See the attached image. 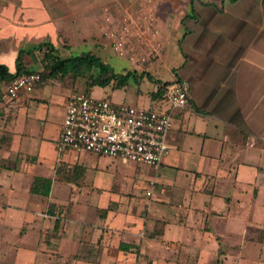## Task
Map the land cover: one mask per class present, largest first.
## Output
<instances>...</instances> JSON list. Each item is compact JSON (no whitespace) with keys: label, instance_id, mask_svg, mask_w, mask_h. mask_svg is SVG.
I'll return each mask as SVG.
<instances>
[{"label":"crops","instance_id":"1","mask_svg":"<svg viewBox=\"0 0 264 264\" xmlns=\"http://www.w3.org/2000/svg\"><path fill=\"white\" fill-rule=\"evenodd\" d=\"M156 1L162 54L144 70L115 71L108 28L85 7L74 19L44 0H0L10 73L18 51L24 69L39 71L49 49L58 58L79 49L131 73L116 88L129 90L122 103L153 107L159 84H188L156 165L58 147L66 98L98 85L66 75L9 99L1 84L0 264H264V1ZM59 32L76 42L64 57ZM34 180L48 181L46 195L30 190Z\"/></svg>","mask_w":264,"mask_h":264},{"label":"built area","instance_id":"2","mask_svg":"<svg viewBox=\"0 0 264 264\" xmlns=\"http://www.w3.org/2000/svg\"><path fill=\"white\" fill-rule=\"evenodd\" d=\"M38 81L36 71L22 72L9 79L4 93L16 99L32 91ZM187 92V82L175 79L166 86L163 97L148 107L114 103L73 91L65 101L58 147L156 165L168 150L166 135L171 128V112L186 106ZM152 189L153 181L149 180L145 196H150Z\"/></svg>","mask_w":264,"mask_h":264},{"label":"rangeland","instance_id":"3","mask_svg":"<svg viewBox=\"0 0 264 264\" xmlns=\"http://www.w3.org/2000/svg\"><path fill=\"white\" fill-rule=\"evenodd\" d=\"M48 4L54 15L62 16L68 14V10L71 17H76L78 10H82L83 7L88 9L86 13L92 15L94 23L101 19V22L107 26L106 34L108 36V44H105V50H109V57L107 59L108 65L115 71H121L123 66H127L134 70H144L147 65L151 64L155 59L162 54V41L158 29V17H157V1L156 0H44ZM88 5H94L87 6ZM109 5V11H114L113 17L108 16L103 18L104 13H107L106 5ZM72 7V8H71ZM75 11V12H74ZM113 13V12H112ZM101 14V17H100ZM88 16V15H87ZM70 18V17H69ZM97 32V29H96ZM59 38L62 40V44L58 45V54L61 57L68 55L69 46H76V42L66 43V40L62 36V32H59ZM87 35V33H86ZM105 35V34H104ZM76 40H80L79 35L74 33ZM94 32H91L88 40H94ZM99 37V36H98ZM98 39V38H97ZM70 46V47H71ZM88 45H79L78 48H87ZM63 48V49H61ZM109 48V49H108ZM85 50V49H83ZM72 54H77L79 49L71 50ZM96 72V71H95ZM105 75V74H104ZM83 76L78 78V81L85 80ZM144 77V76H143ZM154 75L148 76L149 83L154 84L156 82ZM109 83V82H108ZM107 83V84H108ZM145 85L147 84L144 83ZM150 84V85H151ZM102 90L109 92V86H96L92 89L91 96L95 98L102 97L111 102L125 101L127 102L126 94L129 90L115 89L110 93V98L107 96H99V91ZM81 91V90H73ZM72 91V92H73ZM127 91V92H125Z\"/></svg>","mask_w":264,"mask_h":264},{"label":"trees","instance_id":"4","mask_svg":"<svg viewBox=\"0 0 264 264\" xmlns=\"http://www.w3.org/2000/svg\"><path fill=\"white\" fill-rule=\"evenodd\" d=\"M50 51L51 49L42 54L40 57L43 65L41 70L36 71L39 74L38 83L46 79L59 81L66 75L72 79L83 76L86 77L87 88L93 85L104 86L111 81L112 89H116L123 87L131 75L130 72L126 71L122 74L113 73L107 64L102 63L97 57L88 52H80L79 54L69 56L67 58H58L50 54ZM21 55L22 51H18L13 73L8 72L7 68L0 64V86L1 84L5 85L9 79L22 72L33 71L23 68V66L20 64ZM169 84L170 83L166 82L159 84L157 86L156 92L151 96H155L158 93L161 94ZM84 92L88 94V90H85ZM40 185H42V190L40 192L43 195H46L48 181L34 180L30 190L34 191L39 189Z\"/></svg>","mask_w":264,"mask_h":264}]
</instances>
